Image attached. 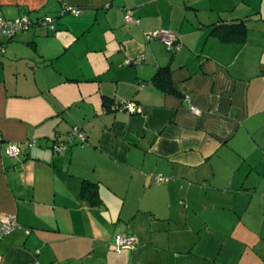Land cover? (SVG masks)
<instances>
[{
  "label": "crops",
  "instance_id": "0c3cea01",
  "mask_svg": "<svg viewBox=\"0 0 264 264\" xmlns=\"http://www.w3.org/2000/svg\"><path fill=\"white\" fill-rule=\"evenodd\" d=\"M61 2L80 19H60L59 0H0L5 19L56 18L3 41L0 217L19 227L0 264H264V0ZM241 21L244 36L214 33ZM159 29L179 52L147 39ZM161 67L174 92L154 84ZM125 101L141 112L104 113ZM74 126L86 145L55 154ZM118 236L137 248L117 255Z\"/></svg>",
  "mask_w": 264,
  "mask_h": 264
},
{
  "label": "built area",
  "instance_id": "2783aa9c",
  "mask_svg": "<svg viewBox=\"0 0 264 264\" xmlns=\"http://www.w3.org/2000/svg\"><path fill=\"white\" fill-rule=\"evenodd\" d=\"M61 2V0H59ZM108 7V6H107ZM72 14L75 16L81 15L79 8L72 7L66 3L61 4L60 16L65 14ZM55 19L49 16H43L40 18L32 19L28 15H22L15 19H5L0 17V55L4 54V40H12L18 33H24L29 31L36 25L44 26L50 31H55ZM124 22L128 25H138L139 20L132 16L130 11H127L124 15ZM148 40H158L160 41L167 53L175 54L179 52L182 45L179 41L178 36L171 32L170 30L159 29L153 31L147 35ZM129 64V62H126ZM191 112L200 115V112L195 108H190ZM112 112H126L131 115L139 114L141 112L140 108L134 102H120L115 105H111L108 110ZM87 143V135L79 126H74L70 129L66 135L64 141H55L51 145V149L55 154H63L69 146L81 145L85 146ZM37 144L33 141L25 142L26 148L35 147ZM22 154V145L15 143H7L4 148V155L10 159H16ZM155 181L157 184L166 181L162 176H156ZM264 199V196H263ZM19 227L15 216H5L0 217V240H3L9 234H11L15 229ZM28 234V232H27ZM114 247L116 254H121L124 250H133L137 245V240L133 236L118 237L114 239Z\"/></svg>",
  "mask_w": 264,
  "mask_h": 264
},
{
  "label": "trees",
  "instance_id": "16d2710c",
  "mask_svg": "<svg viewBox=\"0 0 264 264\" xmlns=\"http://www.w3.org/2000/svg\"><path fill=\"white\" fill-rule=\"evenodd\" d=\"M61 4L63 2H60ZM60 16V12H59ZM56 20V18H53ZM214 33L220 35L223 41H229L230 36L232 35H241L244 36L246 33L245 22L241 21L237 24H229L226 26H219L214 29ZM154 84L165 92H174L175 89L171 83V72L168 67H161L158 69L157 73L153 78ZM167 181V180H166ZM81 197L83 200L87 201V203L91 207H96L99 205V197L97 186L95 184H91L89 182H83ZM134 237V236H133ZM137 246V245H136ZM129 251V250H128Z\"/></svg>",
  "mask_w": 264,
  "mask_h": 264
},
{
  "label": "rangeland",
  "instance_id": "374dc122",
  "mask_svg": "<svg viewBox=\"0 0 264 264\" xmlns=\"http://www.w3.org/2000/svg\"><path fill=\"white\" fill-rule=\"evenodd\" d=\"M80 11H81V14H82V12H83V10L82 9H80ZM84 13H86V12H84ZM61 18L60 19H65V21H77V20H79L80 19V15L79 16H75V15H72V14H65V15H62V16H60ZM72 23V22H71ZM77 28H79V27H77ZM78 48H80V44L78 45ZM118 237H122V236H118ZM118 237H116V238H118ZM137 245H138V242H137ZM115 248V247H114ZM137 247H135L134 249H136ZM124 251H128V250H124ZM114 252H115V249H114ZM116 253V252H115ZM117 255H120V254H117Z\"/></svg>",
  "mask_w": 264,
  "mask_h": 264
}]
</instances>
